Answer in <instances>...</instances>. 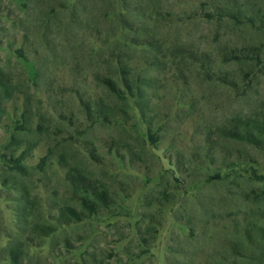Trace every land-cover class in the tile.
Listing matches in <instances>:
<instances>
[{
	"label": "rangeland",
	"instance_id": "rangeland-1",
	"mask_svg": "<svg viewBox=\"0 0 264 264\" xmlns=\"http://www.w3.org/2000/svg\"><path fill=\"white\" fill-rule=\"evenodd\" d=\"M0 75V264H264V0H0Z\"/></svg>",
	"mask_w": 264,
	"mask_h": 264
},
{
	"label": "trees",
	"instance_id": "trees-1",
	"mask_svg": "<svg viewBox=\"0 0 264 264\" xmlns=\"http://www.w3.org/2000/svg\"><path fill=\"white\" fill-rule=\"evenodd\" d=\"M231 60H239L240 57L233 56ZM103 85L115 96L120 95V91L117 89V86L114 82L110 80H104ZM125 87L130 91V86L128 82H124ZM8 91V86L5 79L0 75V113H2V103L3 98L1 95ZM22 129L25 130V127ZM257 132L260 135L264 134V124L261 126H255ZM247 135V141L250 143H256L253 139V135ZM249 136V137H248ZM243 139H245L243 137ZM14 136H12L8 142L3 147L2 153L0 154V165L5 169L6 172L25 177L27 175L26 167L22 164L24 154L16 156V150L12 149L14 144L12 143ZM70 185L73 189L80 195L78 196V203L81 211L77 212L75 209H68L67 214H62L56 219L59 224L69 223L70 221H80L84 216L95 215L102 209H109L112 201L108 192L103 188L99 187L96 184L90 182L87 179H84L80 176H69ZM3 186H7L9 182L4 179ZM23 252L21 249L16 248L9 251V261L11 264H23Z\"/></svg>",
	"mask_w": 264,
	"mask_h": 264
}]
</instances>
